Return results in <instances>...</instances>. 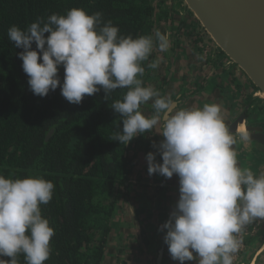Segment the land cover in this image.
<instances>
[{
    "label": "clouds",
    "instance_id": "1",
    "mask_svg": "<svg viewBox=\"0 0 264 264\" xmlns=\"http://www.w3.org/2000/svg\"><path fill=\"white\" fill-rule=\"evenodd\" d=\"M102 16L73 8L46 21L38 18L25 30L16 25L8 29L9 40L23 49L18 57L31 92L44 98L59 87L63 98L79 105L101 90L107 98L117 89H127L123 99L111 105L123 125L113 141L127 146L137 136L155 131L162 139L152 143L156 153L145 157L148 174L178 177L179 198L159 229L166 232L171 259L179 264H234L245 226L264 220V172L256 174L239 165L237 139L219 104L180 108L170 96L144 85L142 63L154 47L169 50L167 34L156 30L154 36H122ZM159 64L157 58L148 68ZM149 101L154 110L150 117L141 111ZM239 139L249 142L244 128ZM54 191V183L43 178L0 175V264H19L20 255L24 264L49 260L55 230L42 216L41 205L52 201Z\"/></svg>",
    "mask_w": 264,
    "mask_h": 264
},
{
    "label": "trees",
    "instance_id": "2",
    "mask_svg": "<svg viewBox=\"0 0 264 264\" xmlns=\"http://www.w3.org/2000/svg\"><path fill=\"white\" fill-rule=\"evenodd\" d=\"M166 0H0V175L11 179L37 177L54 183L52 201L41 205L42 216L55 230L52 253L45 264H103L118 205L130 192L136 160L156 152L146 134L127 146L113 141L122 119L111 109L127 89L85 96L70 104L58 87L47 97L34 95L18 53L8 38L12 25L25 30L38 18L83 9L103 14L122 36H154L160 23H173ZM47 36V34H46ZM202 37V36H201ZM35 50V44H33ZM154 47L142 63L144 85H152ZM63 68L59 70L63 82ZM251 83V82H250ZM252 85V83H251ZM142 109V107H141ZM10 260L9 257H2ZM24 264L23 255L18 256Z\"/></svg>",
    "mask_w": 264,
    "mask_h": 264
},
{
    "label": "crops",
    "instance_id": "3",
    "mask_svg": "<svg viewBox=\"0 0 264 264\" xmlns=\"http://www.w3.org/2000/svg\"><path fill=\"white\" fill-rule=\"evenodd\" d=\"M170 1L171 4H169ZM178 1L166 0V6L170 9V14H173V23L162 22L156 29L165 34L167 29L162 25L169 24L170 29H173L172 32L175 31L174 28L176 29L179 39L172 44L168 51L162 53L159 59L160 70L159 67L155 69V80L152 86L161 96H170L176 100L177 106L180 108H202L207 103L219 104L222 107L225 123L237 139L234 148L237 152L239 165L256 174L264 172V143L253 141L251 138L249 142L244 143L239 139L241 128L247 129L248 133L264 135V100L257 95L258 91L248 79L238 80V77H235L239 76V72H236L232 79L228 71L225 72L222 67L218 68V61L222 63L220 60L214 61L203 56L201 48L203 37L200 36L201 33L198 30L199 23L187 8H183L182 0ZM179 3L182 10L177 9ZM183 11L186 12L185 15H183ZM180 15L185 21L181 19ZM176 20H180L179 23L184 21L186 24L182 23L177 26L175 25ZM160 77L161 83H158ZM151 105L152 101H149L148 104L142 106L141 111L145 116L150 117L154 114ZM242 116H246L247 120H244L234 130L236 122ZM242 125H246V128ZM240 126L241 128H239ZM149 138L157 144L162 139L155 131L150 133ZM139 158L143 159L141 156ZM156 159L158 162H162L158 154ZM149 182L153 186L154 193L151 198L145 199L144 212L140 209L136 210L139 212L137 213L138 220L135 223L139 230L132 234L133 244L129 249L132 256L126 260L128 264H150L153 260L157 264L160 252L163 250L162 264H179L178 261L171 259L168 247L164 243L166 232L159 231L161 225L169 219L179 198L178 177L174 175L171 179H167L159 174H154L150 176ZM262 236V241L257 246L261 247L257 248L258 250H256L255 256L250 258L249 264H262L264 261V255L261 253L264 248V244H262L264 235ZM260 237L258 235V239ZM106 258L110 259L107 252ZM186 264H194V262H186Z\"/></svg>",
    "mask_w": 264,
    "mask_h": 264
},
{
    "label": "water",
    "instance_id": "4",
    "mask_svg": "<svg viewBox=\"0 0 264 264\" xmlns=\"http://www.w3.org/2000/svg\"><path fill=\"white\" fill-rule=\"evenodd\" d=\"M183 1L218 49L264 93V0ZM244 120L246 116L236 122L234 130ZM249 136L264 143L263 134L250 132ZM163 256L162 250L157 264H162Z\"/></svg>",
    "mask_w": 264,
    "mask_h": 264
},
{
    "label": "rangeland",
    "instance_id": "5",
    "mask_svg": "<svg viewBox=\"0 0 264 264\" xmlns=\"http://www.w3.org/2000/svg\"><path fill=\"white\" fill-rule=\"evenodd\" d=\"M172 1L175 2V0H172ZM177 2L179 1L177 0ZM169 4H171V1L169 2ZM182 4H183V8H187L183 0H182ZM180 7H181V4L179 3L177 9H180ZM185 13L186 12L183 11V15H185ZM180 17L181 19L184 20L183 16L180 15ZM180 20H176L175 25L180 26L182 23L183 25L186 24L184 22L185 20L182 21V23H179ZM162 26L165 27V29H167L165 34H167L169 37L170 45H171L170 48H171L172 44H174L175 41L179 39V37H177L176 29L174 28L175 31L172 32L173 29H170L169 24H167V26H164V25ZM199 26L200 27L198 28V30L201 33L200 36H203V39H207L211 41V39L205 33V31L203 30L200 24ZM162 53L163 52H160L158 51V49H156V52L154 55L155 60L157 58L160 59L162 56ZM202 53H203V56L206 57L205 52L202 51ZM208 58H211V60H214V61L219 60L215 53L212 54L211 56H208ZM220 61L222 63L218 61V64H217L218 68L222 67L223 69H225V72L228 71L229 76H231L232 79H234L233 75L236 72L237 73L239 72V76H235L236 78L238 77L237 78L238 80L247 79L245 75L237 68V66H235L234 64H232L231 66L226 65L227 63L226 59H220ZM168 67H169V64H168ZM231 68L233 69L231 70ZM159 70H160V67H159ZM163 79H165V77H163ZM160 80H161V77L159 78L158 83H161ZM145 137L147 138V141H149V144L153 143L152 142L153 139L149 138L150 133H146ZM141 154H142L141 157H143V159L138 158L136 160L134 172L132 174L131 181H130L131 186L129 189L130 190L129 195L127 197H125L124 195L123 199L118 205L117 217L115 218L112 224L113 231L111 233L109 246L107 248V254L110 255V259L108 260V258H105L106 261L104 262V264H128L126 259L132 256V253L129 250L131 249L132 244H133L132 234L139 230L138 225L135 223V221L138 220L137 213L139 212L136 210L140 209L144 212L143 207H144V202H146L145 199L148 200L149 198L153 196L154 189H153L151 182H149L150 176L147 171L148 164L145 161L146 160L145 157L148 153L142 152ZM258 235L261 236L259 239H258ZM262 235H264V220L258 219L254 221L252 224L245 226V229L243 232V249L241 250V252H239V255L236 258L234 264H249L248 262H250V258L251 257L253 258L256 254V250H258L261 247V246L260 247H257V246L262 241V237H263ZM261 253L262 255H264V248ZM150 264H156V263L153 260L152 263ZM262 264H264V261Z\"/></svg>",
    "mask_w": 264,
    "mask_h": 264
},
{
    "label": "built area",
    "instance_id": "6",
    "mask_svg": "<svg viewBox=\"0 0 264 264\" xmlns=\"http://www.w3.org/2000/svg\"><path fill=\"white\" fill-rule=\"evenodd\" d=\"M201 48H202L203 52H205L206 57L211 56L212 54L215 53V51L218 50V47L213 43V41H212V40L209 41V40H207V39H206V41L201 45ZM215 54H216V53H215ZM207 55H208V56H207ZM226 61H227L226 65L231 66V65L233 64L230 60H226ZM242 249H243V246H242L241 250H242ZM241 250H240V252H241ZM238 255H239V253L237 254V257H238ZM237 257H236V258H237Z\"/></svg>",
    "mask_w": 264,
    "mask_h": 264
},
{
    "label": "flooded vegetation",
    "instance_id": "7",
    "mask_svg": "<svg viewBox=\"0 0 264 264\" xmlns=\"http://www.w3.org/2000/svg\"><path fill=\"white\" fill-rule=\"evenodd\" d=\"M203 37V36H202ZM206 41V39H203L202 42L204 43ZM203 51V50H202ZM216 55H217V58L220 60V59H226V60H229L219 49L217 51H215ZM257 95L261 98H263L261 95H260V91L257 93ZM264 99V98H263ZM241 128V126H240Z\"/></svg>",
    "mask_w": 264,
    "mask_h": 264
},
{
    "label": "bare ground",
    "instance_id": "8",
    "mask_svg": "<svg viewBox=\"0 0 264 264\" xmlns=\"http://www.w3.org/2000/svg\"><path fill=\"white\" fill-rule=\"evenodd\" d=\"M260 95L264 98V93H262V92H260ZM242 126H246V125H242ZM240 128V127H239ZM246 128V127H245ZM246 131H247V129H246Z\"/></svg>",
    "mask_w": 264,
    "mask_h": 264
}]
</instances>
